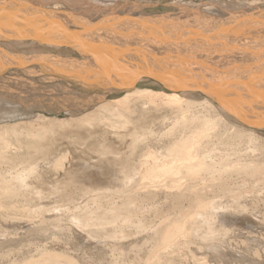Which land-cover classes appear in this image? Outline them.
Segmentation results:
<instances>
[{"label": "rangeland", "instance_id": "374dc122", "mask_svg": "<svg viewBox=\"0 0 264 264\" xmlns=\"http://www.w3.org/2000/svg\"><path fill=\"white\" fill-rule=\"evenodd\" d=\"M111 1L108 5L118 11L142 5L139 18L144 19L175 15L180 11L178 4H205L208 0ZM43 8L63 10L64 14L69 9L60 2ZM63 29V38L70 37L68 31L90 46L108 44L73 23ZM33 39L1 43L18 44L13 47L19 52L34 48L65 56L78 54L71 47ZM146 87L150 85H140ZM113 108L115 115L97 111L74 122L59 121L68 117L64 113L46 114L51 119L30 125H6L21 120L0 122L4 124L0 125V264H43L38 257L43 249L65 252L72 258L71 264H264V173H234V167L218 163L226 170L205 171L209 160L195 157L199 169L178 168L159 177L148 176L143 173L145 168L140 171V164L150 155L158 158L157 165L175 162L167 151L171 146L167 137L171 138L174 126L156 130L154 139L133 140L127 134L131 125L122 128L117 123V115L121 112L124 117L125 109ZM140 115L137 108L133 116ZM165 131L167 137L161 139L159 135ZM229 137L235 138L232 153L244 158L240 162L257 163V138L251 139L244 131ZM186 147L193 151L197 144ZM214 158L218 161V155ZM150 159L147 164L154 165ZM233 160L235 156L228 159ZM8 187L13 194L7 192ZM99 207H113L116 212L85 228L72 219V214L99 212ZM173 222L182 223L183 229L169 245L156 231ZM88 230L96 236L89 237Z\"/></svg>", "mask_w": 264, "mask_h": 264}, {"label": "bare ground", "instance_id": "6f19581e", "mask_svg": "<svg viewBox=\"0 0 264 264\" xmlns=\"http://www.w3.org/2000/svg\"><path fill=\"white\" fill-rule=\"evenodd\" d=\"M55 2L66 5L69 9L64 11L68 14L62 13L63 10L43 8ZM111 2L0 0V122L21 120L6 125H30L39 119H51L47 116L50 113H64L68 117L58 118L59 121L74 122L90 117L97 111L115 115L113 107H119L125 109L126 115L123 117L119 112L117 123L122 128L131 125L127 134L133 140H150V137L156 135V130L176 126L175 131L174 127L171 128V138L167 137L166 131L159 135L161 139L168 138L171 145L167 147L171 155L169 158L175 162L170 165L160 162L157 165L155 163L158 158L150 155L140 164V171L145 168L143 173L148 176L159 177L160 174H168L178 168L199 169L201 164L194 163L195 157H201L200 161L209 160L203 168L205 171H225V168L221 170L224 166L218 163L228 164V168L234 167V173H264V127L255 129L242 123L200 93L171 90L143 76L134 82L131 80L132 73L136 70L141 72L142 66L151 62L150 58L159 54L177 55L183 52L190 54L184 56L183 61L188 65L185 68L191 70L186 71L180 66L170 72L165 70L177 83L186 85L185 81L190 79L194 82L190 77L193 75L192 67L205 70L213 68V72L221 77L219 81L223 78L229 80L223 86L215 84L209 90L220 91L223 97L229 95L230 91L234 96L242 89H247H232L235 85L255 84L258 87L255 93L259 99L255 101L264 103V0H208L205 4L186 2L177 5L180 11L175 15L144 19L139 18L142 5H128L118 11L108 5ZM123 5L125 3L121 7ZM70 23L88 29L89 35L98 34V38L107 40L108 44L90 46L66 30L70 37H61V32L66 28L63 29V26ZM122 32L128 34L123 35ZM28 37L47 39L50 44L57 46L60 45L54 43H65L61 46L71 47L79 55L45 53L34 48L28 52L16 51L14 47L18 44L15 43ZM4 40L15 43H1ZM192 56L199 58L193 59ZM226 68H229V73L224 74ZM158 69L156 67L154 70ZM194 74L200 75L198 72ZM235 74L239 76L235 77L233 84L230 81ZM141 84L150 87L140 88ZM230 105L243 109L236 100L230 101ZM258 106L264 108L262 103ZM137 108H140L141 115L136 118L133 114ZM247 111L253 116V112ZM207 128L209 132L203 133ZM141 129L143 132H140ZM236 131L246 132L251 139L257 138V163L240 162L244 158L236 155L237 152L232 153L235 149L231 145L235 138L229 136H233ZM188 143H195L197 147L193 151L187 150ZM222 145L226 147L216 152ZM217 155L218 161L214 158ZM231 156H235L236 160L228 161ZM149 159L154 165L147 164ZM8 188L7 192L13 194V189ZM211 205L217 206L216 203ZM111 212H116L113 207H99V212L94 209L71 216L78 227L85 228L98 224L95 221H101ZM88 213L92 216L85 217ZM197 216L208 218L201 213ZM180 229H183L182 223L173 222L168 228L156 233H160L167 241L166 244L170 245ZM87 234L89 237L96 236L92 230H88ZM64 253L43 249L38 257L43 259V264L44 261L71 264L72 258Z\"/></svg>", "mask_w": 264, "mask_h": 264}, {"label": "water", "instance_id": "95a60500", "mask_svg": "<svg viewBox=\"0 0 264 264\" xmlns=\"http://www.w3.org/2000/svg\"><path fill=\"white\" fill-rule=\"evenodd\" d=\"M31 39H32V37H31ZM34 41H36L37 43H47L45 40H40V39H35ZM54 44L65 45V43H54ZM77 51L81 54L80 50L77 49ZM184 56H190V54H184L183 52H181V53H178L177 55H171L170 53H165V54H161V55L159 54L155 57H152V58H150L151 62H149L145 66H142L141 72L140 71L137 72L138 70H136V71L134 70L135 72L132 73L133 75H132L131 80H132V82H134L140 76H143V77H148L151 80H154V81L160 83L161 85H163L164 87H167L171 90H175V91L189 90V91L200 93V94L205 95V96L209 97L210 99H212L214 102H216L218 105H220L223 109H225L231 115L235 116L242 123H244L248 126L254 127V128L264 127V108L261 109L260 106H258V105H260V103H262V107H263L264 103L258 102L257 100L255 101V99L257 98V94L255 93V90H257V88H258L257 85H255V84L248 85L247 83L246 84L244 83V84H241L238 86L235 85L234 88H232V89H240L243 87H245L247 89H242L240 91V93L234 94V96H232L230 91H229L228 92L229 95H226L223 97V93H221L220 91H215V89L209 90L208 88L213 87V85L216 86L215 84H220V86H223V84H225V81L227 79L229 80V78H226V79L223 78L221 81H219V79L221 77H218L217 73L213 72V68H211L209 70H205V69H200L199 67H196V66L192 67L193 75L190 76L191 78L194 79L193 83H192L191 79L188 81H185L186 85L181 84V83H177L178 81L176 79H171L172 77L168 76V74L165 73L166 72L165 70L170 72L171 69L173 70L179 66L183 67L186 71L191 70V69H188V67H187V69L185 68L188 65H186L185 61H183ZM72 58H74V57H72ZM191 58L198 59L199 57L198 56L197 57L192 56ZM193 64H195V62ZM225 66L229 67V65H227V64ZM156 67H159V69H158L159 71L154 70V69H156ZM149 69H153V70L150 71ZM228 70H229V68L224 69L223 73L224 72L229 73ZM195 72L200 73V75H195L194 74ZM237 72H243L244 73L245 71H237ZM188 73H190V72H188ZM188 73H186V74L189 75ZM226 73H224V74H226ZM218 74H220V73H218ZM240 74H242V73H240ZM238 76H239V74H235L234 78H231L230 82L234 84L235 77H238ZM235 84H237V83H235ZM242 85H244V86H242ZM50 87L53 88L52 85H50ZM54 89H56V88H54ZM226 90H230V89H226ZM262 92H264V91L262 90ZM232 100H236V103L238 105H242V106H240V108H243V109L239 110V109H236L235 106H231L230 101H232ZM245 103H247L246 106H244ZM250 103H252V104H250ZM244 110H245V112H244ZM247 110L253 112L252 113L253 116L250 113H247L248 112Z\"/></svg>", "mask_w": 264, "mask_h": 264}]
</instances>
